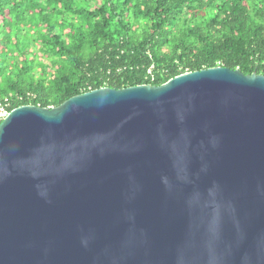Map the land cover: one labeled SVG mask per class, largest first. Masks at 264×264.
I'll return each instance as SVG.
<instances>
[{"label": "water", "instance_id": "1", "mask_svg": "<svg viewBox=\"0 0 264 264\" xmlns=\"http://www.w3.org/2000/svg\"><path fill=\"white\" fill-rule=\"evenodd\" d=\"M0 264H264V75L217 66L13 109Z\"/></svg>", "mask_w": 264, "mask_h": 264}, {"label": "trees", "instance_id": "2", "mask_svg": "<svg viewBox=\"0 0 264 264\" xmlns=\"http://www.w3.org/2000/svg\"><path fill=\"white\" fill-rule=\"evenodd\" d=\"M217 66L264 75V0H0L10 111Z\"/></svg>", "mask_w": 264, "mask_h": 264}, {"label": "built area", "instance_id": "3", "mask_svg": "<svg viewBox=\"0 0 264 264\" xmlns=\"http://www.w3.org/2000/svg\"><path fill=\"white\" fill-rule=\"evenodd\" d=\"M10 109L7 104H0V122H2L10 114Z\"/></svg>", "mask_w": 264, "mask_h": 264}]
</instances>
